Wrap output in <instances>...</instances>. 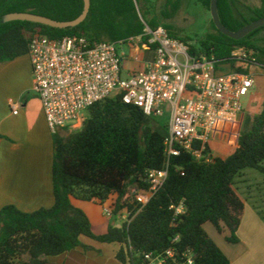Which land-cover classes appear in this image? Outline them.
Here are the masks:
<instances>
[{
    "label": "trees",
    "instance_id": "16d2710c",
    "mask_svg": "<svg viewBox=\"0 0 264 264\" xmlns=\"http://www.w3.org/2000/svg\"><path fill=\"white\" fill-rule=\"evenodd\" d=\"M184 1L90 0L83 22L57 28L27 20L5 21L4 17L25 12L70 21L83 12L84 0H0V61L28 54L36 33L52 39L78 35L96 42H118L144 34L147 26H163L170 36L189 43L193 55H215L229 61L233 49L243 46L255 49L257 62L264 66V25L233 39L211 19L210 29L190 42L192 38L182 36L172 23ZM195 1L210 10L211 0ZM234 3L219 0V14L222 23L236 31L249 22L236 16ZM252 14L251 21L264 17V7L252 9ZM87 113L80 130L53 135L54 204L34 211L8 204L0 210V264H56L49 257L91 248L81 237L119 243L122 249L117 258L129 263L130 245L137 251L162 250L177 235L180 244L195 253L196 264H230L204 225L211 223L223 234L229 231L225 237L231 243L239 241L236 232L246 204L235 178L245 168L264 175V100L258 113L245 115L232 154L214 155L207 145L209 161L184 149L171 156L164 186L142 210L129 187L148 188V172L166 166L168 122L126 103L120 93L95 103ZM112 195H116L114 214L127 209L132 220L121 227L110 223L107 232L97 234L88 214L73 199L104 206ZM181 203L185 212L176 217L171 205Z\"/></svg>",
    "mask_w": 264,
    "mask_h": 264
},
{
    "label": "built area",
    "instance_id": "2783aa9c",
    "mask_svg": "<svg viewBox=\"0 0 264 264\" xmlns=\"http://www.w3.org/2000/svg\"><path fill=\"white\" fill-rule=\"evenodd\" d=\"M29 55L33 90L53 133L83 125L91 106L117 93L149 116H169L166 166L148 172V188L129 187L142 205L140 210L164 186L171 156L184 149L210 160L205 151L213 134L229 133L244 116L243 99L256 87V75L264 72L255 49L236 47L229 61L193 55L189 43L170 36L163 26H147L144 34L118 42H96L78 35L52 39L36 33ZM129 59L134 66L123 77ZM13 112L18 113L16 105ZM115 202L103 206L105 214L122 218V224L130 222L127 209L114 214ZM171 208L176 217L185 212L183 203ZM180 241L177 235L167 248L150 251L130 245L129 264H196L193 250Z\"/></svg>",
    "mask_w": 264,
    "mask_h": 264
},
{
    "label": "crops",
    "instance_id": "0c3cea01",
    "mask_svg": "<svg viewBox=\"0 0 264 264\" xmlns=\"http://www.w3.org/2000/svg\"><path fill=\"white\" fill-rule=\"evenodd\" d=\"M13 105L17 106L18 113L13 112ZM59 131L65 134L67 130ZM53 135L42 102L33 90L29 54L9 61H0V210L8 204H14L23 211L49 208L54 204ZM84 202L76 199L74 204L83 208ZM86 209L94 232H107L109 222L101 220L100 211L97 208ZM91 214H94V218H91ZM245 214L239 229L240 235L244 229L259 232L258 228H264L260 215L253 213L245 224ZM244 250L249 248L244 247L234 261L227 256L230 258V264H258L246 263L243 260ZM258 253L263 256L264 250L255 251L256 259L260 258Z\"/></svg>",
    "mask_w": 264,
    "mask_h": 264
},
{
    "label": "rangeland",
    "instance_id": "374dc122",
    "mask_svg": "<svg viewBox=\"0 0 264 264\" xmlns=\"http://www.w3.org/2000/svg\"><path fill=\"white\" fill-rule=\"evenodd\" d=\"M264 7V0H235L234 10L237 17L246 19L249 23L252 18V9ZM212 19L211 10L204 8L200 3L195 0H185L183 7L178 14L172 20V23L179 30L182 36H189L192 38L190 42H195L198 37L203 35L208 29H210V21ZM248 24V23H247ZM29 54V53H28ZM30 56V55H29ZM134 66L131 59L126 60L124 63V70L122 76L126 77L130 69ZM264 100V72L256 75V87L243 99L244 116L238 119V122L232 127L229 133H222L217 131L213 134L210 147L214 155L226 156L228 153L235 151L238 145V137L240 131L243 128V120L246 114H256L260 111L261 104ZM88 113L86 112V118ZM164 122H168L169 116L165 115L160 118ZM78 128L67 127L65 134L73 133L80 130ZM264 164V162H263ZM235 187L242 198L245 200V224L249 220L253 213H256L262 217L264 223V175L256 169L245 168L241 172L240 176L235 178ZM116 199V195H112L108 203L110 204ZM75 202L76 199H73ZM83 208H97L100 211V218L108 220L109 224H122L123 219L116 216H107L103 210V206L95 205L92 202L85 201ZM82 208V207H81ZM82 208V209H83ZM85 209H83L85 211ZM88 211V209H86ZM86 212V211H85ZM90 213V211H88ZM87 213V212H86ZM243 214V215H244ZM91 218H94V214H91ZM242 221V220H241ZM241 225V224H240ZM241 227V226H240ZM240 227L236 234L239 238L238 242L231 243L226 240V237L230 232L226 231V234L219 233L217 229L211 224L204 225V229L209 236L215 241V243L228 254L233 261L236 260L244 247L249 248L245 252L244 259L246 263L264 264V255L258 253L260 258L256 259L255 251L264 250V228H258V231L244 229L240 235ZM103 228V225L102 227ZM259 233V234H258ZM81 241L91 247L85 249L79 247L71 252L64 253L59 256L49 257V260L56 264H129L123 263L117 258V254L122 249L119 243H103L92 240L87 237H81ZM248 244V245H247ZM259 247V249H255ZM255 249L253 251L252 249ZM231 252V253H228ZM125 257L128 254L125 249ZM255 256V257H254ZM229 258V259H230ZM260 260V261H258Z\"/></svg>",
    "mask_w": 264,
    "mask_h": 264
},
{
    "label": "water",
    "instance_id": "95a60500",
    "mask_svg": "<svg viewBox=\"0 0 264 264\" xmlns=\"http://www.w3.org/2000/svg\"><path fill=\"white\" fill-rule=\"evenodd\" d=\"M84 10L83 12L76 18L70 21H58L43 15L33 14V13H25V12H14L9 13L4 17L5 21L10 20H27L38 22L46 25H50L57 28H67V27H75L83 22L90 10V0H84ZM210 10L212 14V19L216 25V27L225 35L233 38V39H241L248 35L253 30L257 29L260 26L264 25V17L251 21L250 23L244 25L240 29L233 31L227 28L220 19L219 14V0H211Z\"/></svg>",
    "mask_w": 264,
    "mask_h": 264
}]
</instances>
